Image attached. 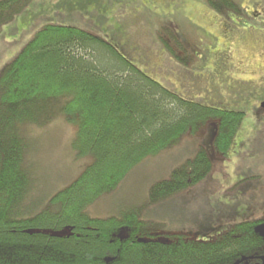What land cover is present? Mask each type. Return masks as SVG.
Instances as JSON below:
<instances>
[{
    "label": "trees",
    "instance_id": "1",
    "mask_svg": "<svg viewBox=\"0 0 264 264\" xmlns=\"http://www.w3.org/2000/svg\"><path fill=\"white\" fill-rule=\"evenodd\" d=\"M31 1L0 0V25ZM219 1L237 9L231 0ZM58 115L79 125L74 145L95 159L53 197L58 210L19 217L33 181L26 129ZM243 116L181 98L98 35L72 25L43 26L0 70V264H261L264 235L255 221L235 224L213 240L182 234L155 240L161 224L144 218L142 206L106 218L85 211L144 157L199 132L209 120L216 126L215 151L226 155ZM210 169L200 147L148 189V204L196 184ZM123 227L127 235L120 237Z\"/></svg>",
    "mask_w": 264,
    "mask_h": 264
},
{
    "label": "rangeland",
    "instance_id": "2",
    "mask_svg": "<svg viewBox=\"0 0 264 264\" xmlns=\"http://www.w3.org/2000/svg\"><path fill=\"white\" fill-rule=\"evenodd\" d=\"M231 1L237 9L219 0H32L11 21L0 25V70L43 26L72 25L115 44L132 64L181 98L246 115L249 101L243 97L253 91L264 96V89L257 86L264 83V0ZM121 9L128 17L124 21ZM126 29L130 32L125 33ZM244 119L234 139L243 151L246 150V135L241 132ZM210 121L213 123L207 122ZM208 123L206 136L187 135L207 143L213 128ZM77 129L79 125L65 120L63 115L43 126L27 127L26 164L33 181L19 207V217L34 216L48 207L58 210L59 203L53 197L74 182L95 159L94 154L77 151L73 141ZM257 136L263 143L264 132ZM189 137L183 134L182 140L188 143ZM166 151L144 157L115 188L88 204L87 214L106 218L119 215L128 206H142L144 216L153 221L163 220L165 214L161 209L167 200L148 204V189L168 179L173 169L194 157L178 163L169 161ZM237 155L234 159L228 155L222 162L223 173L213 179L206 175L176 193L173 201L188 207L196 205L198 213L212 218L225 213L234 222L232 225L258 221L240 216L248 205H257L252 214L262 212L264 207V148L260 146L249 159L243 156L237 159ZM255 187L258 189L253 190ZM260 216L256 227L264 234V216ZM184 220L165 218L155 240L173 234L197 240L215 238L197 235ZM126 232L123 227L118 233L125 237Z\"/></svg>",
    "mask_w": 264,
    "mask_h": 264
},
{
    "label": "crops",
    "instance_id": "3",
    "mask_svg": "<svg viewBox=\"0 0 264 264\" xmlns=\"http://www.w3.org/2000/svg\"><path fill=\"white\" fill-rule=\"evenodd\" d=\"M120 13L122 12V9L120 10ZM123 21L125 18V14L123 13ZM218 16H214V18L217 19ZM130 32L129 29H126L125 33ZM250 92V91H249ZM264 96L260 93V92H250L248 94H246L243 97V100L249 101V105L248 108H250V110L247 111L244 122H243V129H242V133L243 136L246 135L245 137V146L244 148L246 150L243 151V147L242 146H237L236 145V141L233 139L232 144L228 150L227 153H225L226 155H219L214 148L213 145V138H214V133L216 130V126L212 124L213 128L210 131L211 135L209 136V141H207V143H205V141L202 138L199 137H189L187 134H185V136L188 139V143H186L185 139L182 140V138L179 140V142L177 143L176 147L172 146L171 151H166L162 150L158 153L164 154L163 151L169 152L167 153L165 156L169 155V161H175L178 163H182V161L184 159H186V157H192L194 155H196L197 151L199 150L200 147H204L207 152L208 155L210 156L211 159V169L208 172V175L210 179L215 178L219 173H223L222 171V165H224L222 162H224L226 160V158L228 157V155L234 159V156L237 155V159H239L241 156L246 157V159H249L250 156H254V154L256 152L259 151V147H263L264 148V137L262 138V142H259L258 136L259 133H261L262 131L264 132V112L259 111V99H262ZM255 127V128H254ZM207 133H209L208 131V125L206 124L199 132L193 133V134H198L201 137H203V134L206 136ZM190 134V133H189ZM236 136V135H235ZM182 140V141H181ZM170 149V148H169ZM239 149V153L236 154V150ZM156 153V154H158ZM160 154V155H161ZM171 167V166H169ZM206 176V175H205ZM245 187V186H244ZM258 189V187H255L253 190ZM180 194V193H179ZM176 196H181V195H176ZM175 194L171 195L168 198H165L164 200V205H162V212L165 214L163 220L162 219H158L156 221H158V223H160L161 225L163 224L161 221H164L165 218H169V217H174L175 220L179 219H185L184 221H186L185 224L190 226V230H195L197 235H201V236H206L209 235L210 237H214L218 234H221L225 231H220V229H223L224 227H228L230 225H232L234 222L228 220V217H225V213L224 215L219 217L216 215L215 217H208V216H204L201 213H198L199 210H196V205L195 207H188V205L182 204L180 203H175L173 200L175 199ZM198 203V202H197ZM196 203V204H197ZM264 203V202H263ZM157 204V203H156ZM261 205V204H259ZM257 207V205H248L247 208H245L244 210L242 209L241 211H243L241 219L246 216V217H251V218H256L254 220H261L260 218H262L260 215L264 216V207L261 208L262 212H256L255 214H252V210L253 208ZM146 215V214H145ZM142 216L146 219H149L148 217L144 216V214L142 213ZM260 217V218H259ZM215 218H218V220L214 221ZM151 220V219H149ZM225 223V225H223ZM236 224V223H235ZM221 225V226H220ZM220 226V227H219ZM233 226V225H232ZM190 232V231H189Z\"/></svg>",
    "mask_w": 264,
    "mask_h": 264
},
{
    "label": "flooded vegetation",
    "instance_id": "4",
    "mask_svg": "<svg viewBox=\"0 0 264 264\" xmlns=\"http://www.w3.org/2000/svg\"><path fill=\"white\" fill-rule=\"evenodd\" d=\"M262 73V72H261ZM264 79V78H263ZM262 84H264V83H262ZM262 84H259V85H257L258 86V88H262V89H264V86L262 85ZM254 92H257V91H254ZM260 101H259V111H262V112H264V107H261V102H263L264 101V97L262 98V99H259ZM263 100V101H262ZM245 114H244V116H243V119L245 118ZM243 119H242V121H243ZM242 123V122H241ZM240 126H241V124H240ZM239 126V127H240ZM224 156V155H223ZM260 220H258V221H255V222H259ZM236 224H238V223H236ZM235 225V224H234ZM256 226H257V224H256ZM232 227V226H231ZM257 228V227H256ZM229 230V229H228ZM227 231V230H226ZM259 232V231H258ZM262 235H264V234H262ZM216 237V236H215ZM198 240H200V239H198ZM261 260H262V263L261 264H264V257H262L261 258ZM255 264H258V263H255Z\"/></svg>",
    "mask_w": 264,
    "mask_h": 264
},
{
    "label": "water",
    "instance_id": "5",
    "mask_svg": "<svg viewBox=\"0 0 264 264\" xmlns=\"http://www.w3.org/2000/svg\"><path fill=\"white\" fill-rule=\"evenodd\" d=\"M261 107H264V101H263V102H261Z\"/></svg>",
    "mask_w": 264,
    "mask_h": 264
}]
</instances>
